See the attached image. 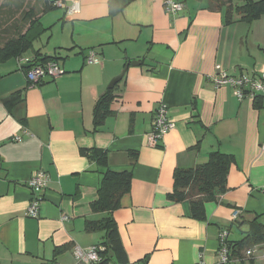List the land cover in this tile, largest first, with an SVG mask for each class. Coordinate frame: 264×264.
<instances>
[{
    "label": "crops",
    "instance_id": "1",
    "mask_svg": "<svg viewBox=\"0 0 264 264\" xmlns=\"http://www.w3.org/2000/svg\"><path fill=\"white\" fill-rule=\"evenodd\" d=\"M178 1L185 7L174 17L162 0H136L111 17L107 0H62V15L39 19L44 32L58 28L56 38L0 62V264H75V247H104L107 217L126 264H197L199 255L217 264L219 233L237 242L249 229L233 225L235 214L264 225V105L213 83L220 72L261 73L264 15L226 24L224 11L204 0ZM90 51L96 63L86 62ZM36 54L57 56L63 73L29 88L24 70ZM123 71L95 131L96 104ZM160 104L174 127L152 146ZM94 150L105 153L110 171L131 174L130 191L111 214L93 207L102 171ZM214 151L233 158L227 191L205 202L196 220L189 201L169 198L173 172L204 164ZM38 171L49 182L32 219L27 182ZM245 252L230 264H264V243ZM107 257L101 253L105 264L119 263Z\"/></svg>",
    "mask_w": 264,
    "mask_h": 264
},
{
    "label": "trees",
    "instance_id": "2",
    "mask_svg": "<svg viewBox=\"0 0 264 264\" xmlns=\"http://www.w3.org/2000/svg\"><path fill=\"white\" fill-rule=\"evenodd\" d=\"M136 0H107V10L109 16L121 13L128 5ZM203 1V0H198ZM210 8L224 11L225 23L229 24L236 18L238 21L251 22L264 15V0H204ZM62 0H34L35 13L30 10L23 13V1L3 0L0 4V27L5 34V39L0 43V62L12 58H18L27 52L35 38H38L44 30L41 27L40 18L42 15L57 9ZM34 7V8H35ZM14 8V9H13ZM21 12L19 22H16L14 15ZM3 16V17H2ZM35 55L34 63L56 62L55 57H44ZM26 71V69L24 70ZM113 90L103 94L93 112L94 130L103 124L105 116L108 114V105L114 100ZM256 107L261 106V101L254 102ZM85 153V151H83ZM92 159L102 167L100 171L101 179L97 190V199L93 202V207L101 212L111 214L119 208V201L122 196L130 191L131 174L127 171L113 172L107 169L106 155L102 151L94 150ZM233 158L230 155L219 151L211 152L204 164L196 165L192 169L179 170L173 172V188L169 194L172 202L179 203L187 200L191 206V216L196 220L203 219L204 203L216 200L218 196L227 191V175ZM258 217H252L250 221L238 215L233 225L238 229L244 225L249 226V232L245 234L241 241L230 242L229 251L232 260H243L242 252L264 243V225L257 221ZM106 236L102 253L103 259L110 251L119 263H125V253L122 248L115 223L111 217L106 218ZM108 259V257H107ZM107 260H102L100 264H105Z\"/></svg>",
    "mask_w": 264,
    "mask_h": 264
},
{
    "label": "built area",
    "instance_id": "3",
    "mask_svg": "<svg viewBox=\"0 0 264 264\" xmlns=\"http://www.w3.org/2000/svg\"><path fill=\"white\" fill-rule=\"evenodd\" d=\"M162 5L165 13L173 17L180 14L185 7L184 3L178 0H162ZM59 6H61V3L58 4V7ZM76 12L77 8L74 6L67 11L68 14ZM19 62L20 64H29L28 61L19 60ZM86 62L88 64L97 62L96 55L93 51L89 52ZM216 70H220V68L216 67ZM62 73L63 71L56 62H47L44 64L32 63L29 64V67L25 71V78L27 80V86L32 88L38 85L43 78L49 77L55 79L59 75H62ZM213 83L216 88H230L234 97L238 101L247 99L254 103L256 100H260L264 105V69L255 77H233L227 75L225 72H220L213 77ZM173 127V123L170 122L167 116V107L164 104H160L154 112L151 132L148 135L149 143H151L152 146H157L162 138L171 131ZM13 140L15 142L21 141L19 137H14ZM48 182V175L42 171L35 172L28 180L27 187L31 192V198L26 210V216L28 218H38L43 194L47 188ZM262 190L264 191V187ZM236 218L237 215L235 214L233 219L235 220ZM63 220H66V218H63ZM218 243L217 264H230L232 258L229 251L230 242H228V232L226 230H222L219 233ZM104 251L105 248L100 246H93L87 249L75 247L73 249L75 264H100L102 261L101 253ZM251 253V248L246 250V257H250ZM197 264H205L201 255L198 256Z\"/></svg>",
    "mask_w": 264,
    "mask_h": 264
},
{
    "label": "rangeland",
    "instance_id": "4",
    "mask_svg": "<svg viewBox=\"0 0 264 264\" xmlns=\"http://www.w3.org/2000/svg\"><path fill=\"white\" fill-rule=\"evenodd\" d=\"M15 1H19V0H12V2H15ZM23 1V8H22V11H23V13H27L29 10L31 11V12H33V13H35V9H36V12H37V10H38V8L37 7H35V4H34V0H22ZM257 1V0H256ZM3 2V0H0V4ZM35 7V8H34ZM14 9V8H13ZM61 13V15H62V13H63V11L61 10V8H58V9H55V10H52L51 12H49L48 14H50V16L49 17H53L56 13ZM47 14V15H48ZM22 16V14H21V12H18V13H16L15 15H14V20L16 21V22H19L20 21V19H21V16ZM46 15V14H45ZM3 17V16H2ZM45 19H47V18H45ZM3 28L2 27H0V43L3 41V39H5V36L4 35H9V34H5V32L2 30ZM58 31V28H56V29H54V25L52 26V27H50L49 28V30L48 31H45V32H43L42 33V35L39 37L38 36V38H35V40L33 41V47L35 46V45H41L40 44V41L42 40L43 41V43H45V42H48V41H53L55 38H56V36H55V34H56V32ZM51 34L54 36V37H52L51 38ZM26 54H29V53H31V49L30 50H28L27 52H25Z\"/></svg>",
    "mask_w": 264,
    "mask_h": 264
},
{
    "label": "water",
    "instance_id": "5",
    "mask_svg": "<svg viewBox=\"0 0 264 264\" xmlns=\"http://www.w3.org/2000/svg\"><path fill=\"white\" fill-rule=\"evenodd\" d=\"M131 64H132V65H138V63H135V62H133V63H131ZM28 67H29V65H28ZM28 67H26V68H28ZM124 74H125V71H123V72L120 74L119 77L113 79V80L110 82V84L108 85V89H109V90L113 89V87H114L118 82H120V81L122 80ZM244 228H245V229H242V232H243V233H248V230H249L248 227L245 226ZM108 253H109V254H108V258H111V257L113 256V254H112L110 251H109Z\"/></svg>",
    "mask_w": 264,
    "mask_h": 264
}]
</instances>
